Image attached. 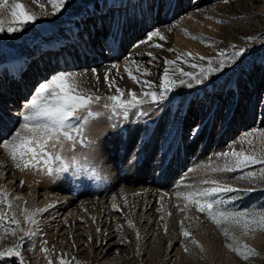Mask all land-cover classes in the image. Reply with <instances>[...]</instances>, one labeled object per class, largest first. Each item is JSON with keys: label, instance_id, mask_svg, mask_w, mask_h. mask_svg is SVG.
I'll return each mask as SVG.
<instances>
[{"label": "bare ground", "instance_id": "obj_1", "mask_svg": "<svg viewBox=\"0 0 264 264\" xmlns=\"http://www.w3.org/2000/svg\"><path fill=\"white\" fill-rule=\"evenodd\" d=\"M20 2L38 18L20 31L0 33V200L5 202L2 214L10 213L20 222L18 236L29 230L35 233L30 238L37 245L36 254H25L30 264H185L179 223L191 201L183 194L197 191L201 181L224 172L214 170L224 163L217 154L245 150L248 140L255 149L264 148V104L260 107L244 99L254 59L236 70L210 74L202 84L185 77L187 83L164 102L142 105L148 115L137 118L133 110L127 120L109 119L110 110L103 104L116 93L103 77L108 72L109 80L114 79L121 89L139 94L141 86L129 73L151 81L158 91L165 60L176 62L168 66L170 72L183 68L200 76V68H191L183 60L207 68V60L198 58L215 61L218 55L192 41L184 43L181 24L189 19L195 23L197 11L219 4L218 0H177L167 14L162 0H104L73 18L67 6L53 15L48 0ZM139 5L140 9L134 7ZM60 16L68 20L55 25L53 32H43L38 26L44 20L54 23ZM154 29L165 39L147 40ZM9 51L16 55L7 57ZM185 53L191 57L178 61ZM93 69L100 76L99 83ZM145 69L151 75H142ZM60 72L84 74L82 87L103 98L90 105L92 112L102 115L85 127L88 143L75 148L77 156L90 161L88 168L94 176L82 173L66 179L71 170L48 175L42 162L28 167L21 163L17 168L2 147L23 123L26 102L33 98L37 85ZM63 147L69 149L70 143ZM65 155L71 159L73 153ZM177 192L182 195L178 197ZM24 210L32 214L35 224L26 219ZM128 220L134 227L128 226ZM120 229L125 236L121 237ZM130 229L139 233L136 244L127 242ZM162 236L170 241L165 254H161ZM9 239L1 241L0 250L10 246Z\"/></svg>", "mask_w": 264, "mask_h": 264}, {"label": "snow or ice", "instance_id": "obj_2", "mask_svg": "<svg viewBox=\"0 0 264 264\" xmlns=\"http://www.w3.org/2000/svg\"><path fill=\"white\" fill-rule=\"evenodd\" d=\"M31 2L37 3L38 0H31ZM48 3L51 4L52 14L55 15L66 8L68 0H48ZM224 3H228V0H224ZM9 17L10 21L8 20ZM37 18L36 15L27 11L26 5L20 2V0H0V33L20 31L25 24L34 23ZM153 37H157L160 40L165 39V36L159 30L155 29L147 34V40L151 41ZM249 39L251 40V38ZM140 43L144 42L142 41ZM211 44V41L207 42L208 46H211ZM153 46L162 47L159 44ZM233 49L234 51L231 54L224 51L219 52L218 58L215 61L211 58L199 57L198 59L200 60H207V68L200 67L195 62L183 60V63H188L191 68H200V76H197L193 72L184 71L183 68H173L170 72L168 66L174 65L176 62L165 60L164 63L166 66L163 70L158 91L151 81H142L131 73H129V78L140 84L142 91L138 94L133 90H123L115 84L114 79L109 80V74L106 72L103 77L104 82L110 90L114 88L116 93L108 95L106 102L103 104L106 111L110 110L109 119L118 117L127 120L129 113L133 110H135L137 118L148 115L142 109L144 103L151 102L153 104H160L164 102L168 99L169 94L177 87L187 83L184 79L185 77L193 80L196 84L204 83V80L210 74L223 72L226 67L236 62L237 57H242L247 51V49L243 48L236 49L235 46H233ZM169 51L172 50L169 49ZM148 55L152 57V60L157 59L151 53H148ZM182 57H191V54H181V56L177 57V60H181ZM191 59L194 61L196 58L192 57ZM214 63L215 66H213ZM116 67V65H113V68ZM125 71H127V68ZM92 74L97 83H99L100 76L96 74L95 69L92 70ZM142 75H151V73L145 69ZM177 76L179 79H177ZM84 83L85 79L82 73L60 72L51 75L46 81L40 82L37 85L34 89L33 98L26 102V110L22 115L23 123L20 128L8 141L2 142L3 149L7 152L17 168L21 167V163H23L24 167H28L32 162L36 164L42 162L48 175L68 174L70 170L71 175L65 177L69 180L73 177L80 176L82 173L86 176L96 175L94 170L90 171L88 168L90 161L82 159L75 154L77 144L84 146L88 143L83 135L85 127L90 120L102 115L99 112H92L90 105L99 104L103 98L100 95L90 94L88 90L82 87ZM188 86L191 87V84H188ZM126 95L130 98H125ZM73 120L76 121L75 124ZM198 130V128L194 129L193 132H198ZM65 142L70 143L69 149H64L63 145ZM247 143L251 148L252 141L248 140ZM58 148L59 150H57ZM68 151L73 153L71 159H68L65 155ZM217 155L224 158V163L215 168V171H234L250 164L264 165V152L257 156L246 154V151L242 148L239 151L233 149L230 152H222ZM129 162L134 163L135 161L133 159ZM262 175H264V169H262ZM249 176H254V173H249ZM20 183L22 186L23 181ZM203 183H210L213 186L198 192L189 191L183 195L185 200L195 203L198 211L205 212L213 223L219 226L221 221L224 220L229 223L242 225L246 230L250 226H255L264 231V210L249 213L246 210L228 211L226 208H222L214 213V206L224 203L215 197L223 193L238 192L240 191L239 189L230 185H222L217 180H206ZM251 190L254 189H249V191ZM176 195L179 197L182 194L177 192ZM112 199L115 201L116 197ZM17 201H19V198H17ZM4 203L3 200H0V206H3ZM7 207L11 209L13 205L8 203ZM180 210L183 211V209ZM24 213L27 220H30L33 224L36 223L32 218V214L27 213V210H24ZM5 222L18 226L17 218L14 215L7 219L5 215H0V223ZM127 223L129 227H134L131 220H128ZM15 231L16 229L13 230V235H15ZM97 231L100 230L97 229ZM34 234L32 230H29L24 233V236L31 237ZM183 235L188 237L189 233L184 231ZM225 235H227V232H225ZM23 238L21 237L20 239ZM137 239H139V233H137ZM89 240H91V237H89ZM193 242L195 243V241ZM44 243L46 244L47 242L45 241ZM19 248L20 246L18 245L14 248L0 251V258L5 255L19 256ZM42 250L47 252V249ZM233 250L235 251V249ZM240 255L245 259L247 258L243 253H240ZM21 264H23L22 261ZM60 264H63V261Z\"/></svg>", "mask_w": 264, "mask_h": 264}, {"label": "rangeland", "instance_id": "obj_3", "mask_svg": "<svg viewBox=\"0 0 264 264\" xmlns=\"http://www.w3.org/2000/svg\"><path fill=\"white\" fill-rule=\"evenodd\" d=\"M99 1L104 0H68L69 17L81 16L91 7V4L95 5ZM218 2L219 4H208L200 8L194 16L195 23L189 18L182 22L180 32L184 43L192 41L196 45L213 50L217 55L221 51L231 54L234 51L233 46L236 49H247L245 54L242 57H237L236 62L226 67L224 72L236 70L254 59L251 65L252 75L246 80L244 99L250 102L254 101L261 107L264 104V0H228V3L218 0ZM162 3L166 5L165 13L167 14L175 8L177 0H162ZM134 7L140 9V5ZM188 15L192 16V14ZM67 20V17L60 16L55 21L56 23L44 20L39 22L38 26L43 32H53L55 25L62 24ZM242 40L245 41L242 42ZM208 41L212 42L211 46L207 45ZM49 52L54 53L52 50ZM14 55L16 53L13 51L7 53L9 58ZM229 98L231 97L229 96ZM213 107L216 108L217 104L215 103ZM253 148V146L251 148L249 146L245 149L246 154L259 156L264 152V148L259 150ZM262 169H264V165L250 164L234 171L214 174L211 179H204L203 181L217 180L222 185H230L240 190L215 197L224 203L214 206V213L222 208H226L228 211L246 210L249 213L264 210ZM249 173H254V176H249ZM203 181L200 182L197 192L213 186L210 183H203ZM249 189L254 190L249 191ZM2 207L0 206V215H5L6 219L13 216L10 213L2 214ZM177 214L175 213L174 216ZM217 218L219 219V217ZM14 229H16L15 235L12 234ZM179 231L183 236L181 246L187 258H185V264H264V231L255 226H250L246 230L242 225L224 220L218 226L205 212L198 211L194 202L189 203L184 217L180 220ZM184 231L189 233L188 237L183 235ZM21 232L19 221L18 226L6 222L0 223V243L6 236L11 238L9 239L10 246L6 245L0 251L20 246L19 256L5 255L0 258V264H21V261L23 264H30V260L25 254L29 251L35 255L37 245L34 244L32 238L25 237L24 234L17 235ZM119 232L121 237L125 236L123 229H120ZM201 234L204 235L203 241L199 240ZM20 237L24 238L20 239ZM127 237V242L131 244H136L138 241L133 229L127 232ZM162 244L161 254H165L170 241L162 236ZM240 253H243L247 258H243Z\"/></svg>", "mask_w": 264, "mask_h": 264}]
</instances>
